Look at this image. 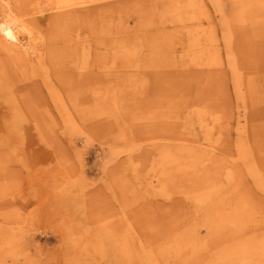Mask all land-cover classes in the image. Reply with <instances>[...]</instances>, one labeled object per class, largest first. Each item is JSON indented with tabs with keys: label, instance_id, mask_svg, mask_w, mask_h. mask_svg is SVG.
I'll list each match as a JSON object with an SVG mask.
<instances>
[{
	"label": "rangeland",
	"instance_id": "rangeland-1",
	"mask_svg": "<svg viewBox=\"0 0 264 264\" xmlns=\"http://www.w3.org/2000/svg\"><path fill=\"white\" fill-rule=\"evenodd\" d=\"M7 1L25 12L20 3ZM221 1L223 18L210 0L202 2L203 6L208 5L202 14L208 19L200 21L196 29L202 32L203 42L209 40L210 47L199 58L188 46L196 35L190 34L193 30L185 26L190 24L187 21L178 22L161 9L156 11V21L149 24L139 20L133 11L120 15L123 28L127 29L123 31L143 33L141 43L136 46L135 42L125 41L122 46L108 40L103 44L104 52L98 49L96 54L103 52L114 60L120 58V64L123 57L143 61L153 59L158 52L165 61H160L159 72L137 65L133 72H147L150 85L136 92L129 90L121 104L113 102L117 96L113 90L108 92L109 100L99 96L105 91L96 92L93 112L96 119H102L105 133L95 137L90 132L94 119L45 123L1 117L0 264L6 260V264L95 263L81 257L82 253L97 256L96 264H125L119 249L124 228L130 226L138 244H149L153 250L199 226L201 219L184 222L194 207L171 186L167 200L146 198L143 193L141 178L151 168V145L172 143L175 136L213 138L218 145L219 163L232 159L235 162L236 149L242 144L253 155L254 164H258L260 170L255 175L264 177V36L250 43V30L241 27L235 15L242 0L236 5L233 0ZM51 13L56 12L46 15ZM257 15L264 20V12ZM227 25L229 31L225 29ZM47 29V23L36 27L42 34H47ZM183 101L193 108L187 109ZM9 106L1 96L0 113L4 114ZM198 110L204 111L208 120L204 131L194 114ZM185 119L184 130L181 126ZM256 192L262 196L263 192ZM120 202L127 207L118 214ZM103 224L113 226L117 242L101 232ZM179 224L183 227L170 233ZM149 225L155 230L150 231ZM15 228L26 235L9 256L3 244L15 234ZM200 230L204 237V228ZM76 236L82 240L76 241ZM102 243L101 254L93 251Z\"/></svg>",
	"mask_w": 264,
	"mask_h": 264
},
{
	"label": "bare ground",
	"instance_id": "bare-ground-1",
	"mask_svg": "<svg viewBox=\"0 0 264 264\" xmlns=\"http://www.w3.org/2000/svg\"><path fill=\"white\" fill-rule=\"evenodd\" d=\"M233 1L235 5L240 2ZM15 2L24 6L26 13L7 0L0 3V97L10 105L4 114L0 113V119L2 116H12L16 120H38L45 123L94 119L90 123L93 126L90 132L95 137L100 132L105 133L107 129L101 122L102 119H96L97 115L93 112L97 105L96 92L101 89L105 93H99V96L108 97L109 90H113L117 95L113 97V102L121 104L127 98L129 90L136 92L150 85L147 72H133L137 65L159 72L160 61H165L158 57V52L150 59L152 61L123 57L120 64V58L114 60L111 56L102 54L105 49L103 44L108 40L116 41L122 46H125V41H131L138 46L143 39L142 32L123 31L127 29L123 28L124 19L120 16L122 13L136 12L139 20H147L149 24L156 21V11L161 9L164 15L171 16L178 22L181 20L180 22L190 23L185 26L193 30L191 35H196L188 45L194 57L203 56L210 47L209 40L203 42L202 32L196 29L200 21L208 19V16H202L208 7L203 6V0ZM210 2L218 9L222 18L225 17L222 7L224 3L221 0ZM238 6L235 13L237 22L250 30L247 33L250 43L263 39L264 20L261 21L257 14L264 12L259 11L264 9V0H242ZM54 11L56 13L46 15L47 12ZM41 23H47V34L37 32L36 27L39 28ZM140 23L143 24L142 21ZM225 29L229 31V25ZM98 49L103 52L96 54ZM228 55L233 57L232 53ZM229 63L233 65L232 61ZM6 95L10 97L6 98ZM23 105L26 109H23ZM183 105H188L187 109L193 108L188 101ZM194 114L204 131V124L208 121L206 115H203L204 111L198 110ZM237 120L240 121L239 116ZM182 123L181 128L185 130L187 120ZM159 136L162 135H156V138H160ZM173 141L151 145V168L147 176L141 178L145 192L142 188L139 189L146 198L160 197L167 200L171 197V186L194 207L193 214L187 216L184 222L191 219L195 223L201 219V222L199 226L167 240L164 245L153 250L149 244H138L136 234L130 226L124 228L125 236L119 249L125 264H264V177L255 175L260 169L251 160L253 155L239 144L235 162L232 159L228 162L221 160L219 163L216 155L218 145L213 138L204 140L201 137L175 136ZM233 154L232 152V156ZM136 175L138 174L134 175L138 182ZM257 190L263 192L262 196H257ZM126 207V203L120 202L118 214L123 213ZM106 210L103 209L104 212ZM121 218L125 220V216ZM149 226L150 231L155 230L153 225ZM111 227L113 226L103 224L100 229L109 234V239L113 238L117 242L116 231ZM180 227L183 226L177 225L170 233L178 231ZM201 228L206 232L204 237H201ZM14 230L15 234L3 244V249L9 256L15 253L26 235L22 230ZM75 240L81 241L82 237L76 236ZM102 246L103 243L99 247H93V251L97 250L101 254L99 248ZM82 254L84 255L81 257L93 259L94 264L99 259L97 256Z\"/></svg>",
	"mask_w": 264,
	"mask_h": 264
}]
</instances>
